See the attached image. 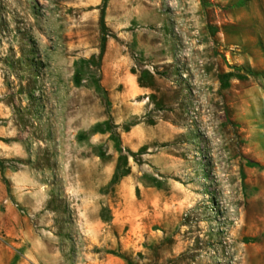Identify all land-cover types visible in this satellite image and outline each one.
Returning a JSON list of instances; mask_svg holds the SVG:
<instances>
[{"label":"rangeland","instance_id":"rangeland-1","mask_svg":"<svg viewBox=\"0 0 264 264\" xmlns=\"http://www.w3.org/2000/svg\"><path fill=\"white\" fill-rule=\"evenodd\" d=\"M0 162V264H264V0H0Z\"/></svg>","mask_w":264,"mask_h":264},{"label":"trees","instance_id":"trees-1","mask_svg":"<svg viewBox=\"0 0 264 264\" xmlns=\"http://www.w3.org/2000/svg\"><path fill=\"white\" fill-rule=\"evenodd\" d=\"M123 157L124 156L121 155V158H123ZM127 173H128L127 169H124V168L118 166L116 171H115V174H114V182L118 181L120 177L126 175Z\"/></svg>","mask_w":264,"mask_h":264}]
</instances>
